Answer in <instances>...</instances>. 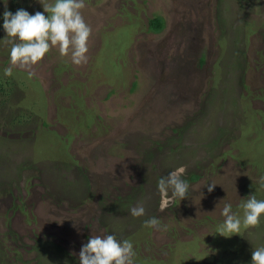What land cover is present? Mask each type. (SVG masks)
Returning <instances> with one entry per match:
<instances>
[{"label": "rangeland", "instance_id": "rangeland-1", "mask_svg": "<svg viewBox=\"0 0 264 264\" xmlns=\"http://www.w3.org/2000/svg\"><path fill=\"white\" fill-rule=\"evenodd\" d=\"M51 2L0 0V264H79L106 234L135 264H252L264 217L217 232L225 203L264 199V0H84L87 62L52 47L3 82L2 13ZM180 168L183 200L157 189Z\"/></svg>", "mask_w": 264, "mask_h": 264}, {"label": "clouds", "instance_id": "clouds-1", "mask_svg": "<svg viewBox=\"0 0 264 264\" xmlns=\"http://www.w3.org/2000/svg\"><path fill=\"white\" fill-rule=\"evenodd\" d=\"M84 0H52L42 5L43 11L30 14L20 8L15 12L5 10L2 13V28L10 47V66L3 69L5 76H11L13 68L35 65L42 61L52 47L59 48L61 56H69L74 65L87 62L88 41L92 32L85 22L81 9ZM32 73H29L31 76ZM183 168L169 172L159 178L157 189L162 194L171 191L172 196L183 200L190 191V185L183 179ZM260 187H264V175L258 179ZM216 184H207L208 192H212ZM240 208L243 215L232 210L231 203L222 208L223 221L218 225L222 236L239 235L243 228L257 226L264 217V199H257L251 194L242 199ZM133 217L145 216L146 210L142 203L130 208ZM145 226L154 230H166L157 217L144 221ZM136 252L132 241L117 239L113 234L90 235L79 251V264H135ZM252 264H264V246L254 248L251 253Z\"/></svg>", "mask_w": 264, "mask_h": 264}, {"label": "trees", "instance_id": "trees-1", "mask_svg": "<svg viewBox=\"0 0 264 264\" xmlns=\"http://www.w3.org/2000/svg\"><path fill=\"white\" fill-rule=\"evenodd\" d=\"M164 26H165V24H164V20L161 18V17H158V16H156V17H153V18H151L149 21H148V31L149 32H151V33H155V34H157V33H160L163 29H164ZM1 39H3V38H1ZM1 42V41H0ZM8 45V44H7ZM8 47V46H7ZM1 73H2V71H1ZM9 78H11V77H9ZM7 79V76H5L4 77V79H3V82H6V81H8V80H11V82L13 81V79L11 78V79ZM2 80V79H1ZM6 80V81H5ZM1 83V82H0ZM7 83V82H6ZM13 83V82H12ZM50 249V248H49Z\"/></svg>", "mask_w": 264, "mask_h": 264}]
</instances>
